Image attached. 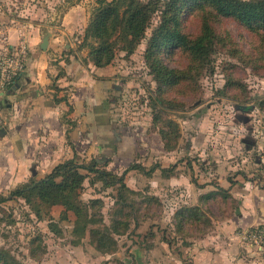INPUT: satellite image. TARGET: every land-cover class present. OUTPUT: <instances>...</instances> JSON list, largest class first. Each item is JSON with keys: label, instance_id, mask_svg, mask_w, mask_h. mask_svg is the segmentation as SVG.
<instances>
[{"label": "crops", "instance_id": "1", "mask_svg": "<svg viewBox=\"0 0 264 264\" xmlns=\"http://www.w3.org/2000/svg\"><path fill=\"white\" fill-rule=\"evenodd\" d=\"M7 18L0 17V56L25 41L28 59L0 100V195L10 197L70 160L107 166L109 158L98 155L113 153L115 163L125 164L123 172L142 167L124 182L137 197L162 204L165 223L140 220L134 230L141 241H133L127 254L107 256L108 264H264V252L240 239L243 230L264 225L263 158L243 167L220 160L199 164L192 157L202 151L197 144L186 148L189 158L176 160L180 145L169 150L162 139L148 144L124 127L118 134L111 114L113 94L121 89L117 67L97 68L79 55L76 33L85 28L80 7L65 9L59 28L49 24L52 13L41 22Z\"/></svg>", "mask_w": 264, "mask_h": 264}, {"label": "rangeland", "instance_id": "2", "mask_svg": "<svg viewBox=\"0 0 264 264\" xmlns=\"http://www.w3.org/2000/svg\"><path fill=\"white\" fill-rule=\"evenodd\" d=\"M98 1L0 0V17H8L7 21L15 18L41 22L44 14L52 13L49 24L59 28L65 9L78 5L85 28L80 34L76 33L75 43L80 49L79 55L88 63L91 62L90 46L97 43L93 40L85 43L84 35ZM140 1L147 5L153 0ZM158 1L160 3L146 27L145 38L136 45L134 52L128 54L124 41L115 48V59L111 65L117 67L116 81L121 84V89L113 94L117 100L111 113L116 132L121 135L124 127V131H130L139 140L157 144L162 139L160 129H173L171 123H175L178 125L177 133L172 134L169 143L171 148L180 145L176 160L189 158L186 148L192 143L202 149L201 157L198 156L200 153L192 156L199 164L220 160L243 167L245 163L254 164L256 159L263 160L264 22H243L230 11H218L208 1L184 0L179 17L182 33L195 39L208 25L212 30L213 45L208 48L204 61L183 48H175L163 55L162 62L176 72V82L163 85L159 90L156 74L150 72L145 58L155 31L163 21L165 3L169 0ZM158 99L162 100L159 102ZM154 100L158 102L152 109ZM244 139L254 144L244 143ZM252 148L251 154L245 152ZM147 152L142 151L141 154ZM98 157L103 161L109 158L107 166L101 164L99 167H106L111 176L123 175L121 170L125 169V164L115 163L117 158L113 153L99 154ZM77 163L88 165L92 161L86 163L78 158ZM117 167L121 168L119 172ZM82 173L88 178L79 193V201L89 204L100 199L98 197L104 198L101 199L104 207L95 218L103 220V224L98 223L94 227H116L120 217L126 216L122 218L124 225L114 234L118 243L115 253L97 250L91 244L90 235L79 239L73 234L75 217L72 213L65 217L62 207H50L35 197L28 200L15 197L0 204V251L21 264H108L107 256L127 254L133 241H141L143 235L135 233V223L145 218L156 221L157 226L165 223L162 204L151 203L145 196H132L126 192L125 197L132 205L122 209L116 204L117 188H107L94 174ZM136 177L133 183L137 181ZM144 185L140 181L143 189ZM128 224L130 229L124 231Z\"/></svg>", "mask_w": 264, "mask_h": 264}, {"label": "trees", "instance_id": "3", "mask_svg": "<svg viewBox=\"0 0 264 264\" xmlns=\"http://www.w3.org/2000/svg\"><path fill=\"white\" fill-rule=\"evenodd\" d=\"M184 0H169L165 3L166 11L163 13V21L151 40L149 48L146 51V60L149 63L150 72L156 74V83L159 86L176 82V72L168 68L161 58L175 48H183L190 51L196 58L204 61L206 52L213 45L212 30L208 25L205 26L201 34L190 39L186 37L180 28L179 17L181 13V3ZM214 6L218 11H230L232 15L237 16L243 22L252 20H261L264 22V0H205ZM158 0H153L147 5L142 4L140 0H99L98 6L90 18L89 25L85 30L84 42L91 40L97 43L90 46L91 51L89 60L97 68L110 66L115 59V48L120 41L127 44L125 48L128 54H132L136 45L145 38V30L151 21V16L155 12ZM114 39V41H113ZM152 100V99H151ZM159 102L162 99H158ZM153 101V100H152ZM151 108L155 109V103ZM172 106V105H171ZM174 107V106H172ZM175 124V123H174ZM173 129H160L159 134L165 143L166 149L171 148L169 141L172 134L177 133L178 125ZM142 170L139 165H134L126 170L121 177L111 176L110 172L99 167L94 160L88 165H82L77 161L70 160L57 166L52 173L40 181H32L11 192L10 197L0 195V204L11 198H37L43 204L50 207L61 206L64 208L63 216L72 213L75 217L73 234L79 239L90 235L91 244L102 253H115L118 249V243L114 234L119 232L120 226L124 225L122 215L119 219V225L109 228L102 225V228H96L98 223L103 224V220L97 221V212L102 210L104 204L101 199L92 200L89 204L79 201V193L82 190L86 179L84 171L94 174L100 179L107 188H117L116 204L120 208H130L132 203L127 200L125 193L137 196V193L130 190L125 184V176L132 170ZM147 200V199H146ZM149 202H156L147 200ZM158 203V202H156ZM136 221L135 218H132ZM135 224H139L135 223ZM125 230L130 229V225H125ZM0 264H21L12 258L8 253L0 251Z\"/></svg>", "mask_w": 264, "mask_h": 264}, {"label": "built area", "instance_id": "4", "mask_svg": "<svg viewBox=\"0 0 264 264\" xmlns=\"http://www.w3.org/2000/svg\"><path fill=\"white\" fill-rule=\"evenodd\" d=\"M28 46L25 41L5 49L0 56V100L10 91L24 74L27 66ZM241 242L259 252H264V225L243 230Z\"/></svg>", "mask_w": 264, "mask_h": 264}, {"label": "water", "instance_id": "5", "mask_svg": "<svg viewBox=\"0 0 264 264\" xmlns=\"http://www.w3.org/2000/svg\"><path fill=\"white\" fill-rule=\"evenodd\" d=\"M49 38H50V35L47 34L46 37H45L44 40H43L42 45H41V48H42L43 50H46V49H47L48 42H49ZM244 143L254 144V142H250L248 139H244Z\"/></svg>", "mask_w": 264, "mask_h": 264}]
</instances>
